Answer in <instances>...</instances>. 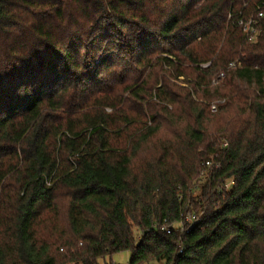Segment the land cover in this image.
<instances>
[{
	"label": "trees",
	"instance_id": "1",
	"mask_svg": "<svg viewBox=\"0 0 264 264\" xmlns=\"http://www.w3.org/2000/svg\"><path fill=\"white\" fill-rule=\"evenodd\" d=\"M122 252L264 264V0H0V264Z\"/></svg>",
	"mask_w": 264,
	"mask_h": 264
},
{
	"label": "rangeland",
	"instance_id": "2",
	"mask_svg": "<svg viewBox=\"0 0 264 264\" xmlns=\"http://www.w3.org/2000/svg\"><path fill=\"white\" fill-rule=\"evenodd\" d=\"M247 59V57H243V59H241V57L233 60L231 63H236L239 67H242L243 66V62ZM183 77L180 78V80L177 82V81H173L174 83L182 86L184 84H181L183 82ZM185 86V85H184ZM154 102V101H151V103ZM219 101L215 102V103H218ZM147 103H150V99L147 101ZM145 113L147 115V118H143L141 120H136L133 122L134 126L132 127V131L131 132H135V130H138V132L134 133L132 135V137L136 138L138 135H142V134H145V130L148 126H151L152 125V120H151V116H154L155 115V111H152L148 108V106H145ZM110 110V109H108ZM112 110H110L109 112H111ZM148 119V120H147ZM163 132L166 133V131L163 129ZM127 147H129V145L127 144ZM149 145H146V146H143L140 153H139V156H138V159L137 161L139 160H142V159H145V157L148 156V154H150L149 152ZM64 210L62 211V217H64ZM129 261H130V253L128 252H122V253H119L117 255H114L113 258H112V261H110V259H107L106 263L102 261V264H110L112 262V264H129ZM150 264H167L165 261H160V262H152Z\"/></svg>",
	"mask_w": 264,
	"mask_h": 264
},
{
	"label": "built area",
	"instance_id": "3",
	"mask_svg": "<svg viewBox=\"0 0 264 264\" xmlns=\"http://www.w3.org/2000/svg\"><path fill=\"white\" fill-rule=\"evenodd\" d=\"M258 16L263 17V11H259ZM256 26H257V22L253 18H250L248 21L240 20L238 22V27H240L242 29V31L245 35V38L249 42H254L256 40V37L258 34ZM203 67L206 68V67H208V65H204ZM237 67H238V65L234 62L230 63L228 66L229 69H236ZM225 76H226V73L221 72V74L218 78V81H216V84L219 81H222L225 78ZM223 102L224 101H219L218 103L212 104V106H211L212 111L216 112L217 108H218V104L223 103ZM206 165L212 166L214 164L211 162H207ZM217 167H219V166H217ZM197 221H198V217L196 215L189 214L188 217L186 218V222H187V224H189V226H187V228H183L182 231L183 232H189V230L194 226L195 222H197ZM170 233H171V230H167V234H170Z\"/></svg>",
	"mask_w": 264,
	"mask_h": 264
}]
</instances>
